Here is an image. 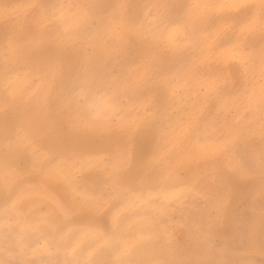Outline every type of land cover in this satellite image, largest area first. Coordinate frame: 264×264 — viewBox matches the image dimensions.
Returning <instances> with one entry per match:
<instances>
[{"label":"clouds","instance_id":"1","mask_svg":"<svg viewBox=\"0 0 264 264\" xmlns=\"http://www.w3.org/2000/svg\"><path fill=\"white\" fill-rule=\"evenodd\" d=\"M0 264H264V0H0Z\"/></svg>","mask_w":264,"mask_h":264}]
</instances>
